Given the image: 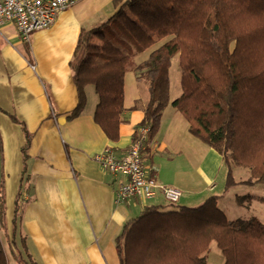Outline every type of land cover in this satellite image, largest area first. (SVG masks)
Returning <instances> with one entry per match:
<instances>
[{
  "label": "trees",
  "instance_id": "16d2710c",
  "mask_svg": "<svg viewBox=\"0 0 264 264\" xmlns=\"http://www.w3.org/2000/svg\"><path fill=\"white\" fill-rule=\"evenodd\" d=\"M111 5L114 12L102 24L80 30L69 60L77 102L67 119L82 112L85 88L92 85L93 120L110 141H118L126 120L127 66L156 39L169 37L134 67L148 90L138 127L149 126L150 139L158 131L169 104L171 58L178 54L181 93L171 105L188 122L189 133L222 157L225 191L264 185V0H112ZM22 128L25 160L30 133ZM231 165L247 167L249 176L236 181ZM220 197L209 195L197 206L145 207L114 238L119 264H209L211 242L222 264H264V224L256 217L229 219L218 206ZM18 198L19 193L15 212ZM3 213L0 196V217ZM22 253L28 260L21 264H28L26 249ZM0 264H8L1 248Z\"/></svg>",
  "mask_w": 264,
  "mask_h": 264
},
{
  "label": "crops",
  "instance_id": "0c3cea01",
  "mask_svg": "<svg viewBox=\"0 0 264 264\" xmlns=\"http://www.w3.org/2000/svg\"><path fill=\"white\" fill-rule=\"evenodd\" d=\"M111 1L73 0L50 26L32 32L28 41L13 23L0 24V196L4 202L0 248L8 264L10 257L18 264L22 258L28 260L24 249L30 256L28 264H119L115 236L127 220L163 198L158 193L148 200L116 202L118 177L95 160L106 147L121 156L133 141L148 101L147 82L138 80L134 70L124 76L126 120L118 141H110L93 120L97 97L91 85L85 88L82 112L67 119L77 102L69 60L80 30L102 24L114 12ZM169 101L158 131L148 137L145 160L157 182L191 194L192 202L200 204L218 187L219 172L226 165L215 150L189 133L188 122ZM22 124L30 133L25 160ZM163 150L164 160L171 163L166 174L161 158H155ZM227 191L223 183L216 194L221 195L218 206L229 219H240L230 217L220 205ZM18 193L20 209L15 212ZM239 198L238 209H252L250 217L264 224V195ZM211 247L212 242L206 252L208 263L222 264L223 255Z\"/></svg>",
  "mask_w": 264,
  "mask_h": 264
},
{
  "label": "built area",
  "instance_id": "2783aa9c",
  "mask_svg": "<svg viewBox=\"0 0 264 264\" xmlns=\"http://www.w3.org/2000/svg\"><path fill=\"white\" fill-rule=\"evenodd\" d=\"M73 0H0V24L13 23L20 37L28 41L32 32L47 28L58 12L69 7ZM149 126H139L136 138L121 156L110 147L95 155L105 170L116 175V202L129 199L148 200L161 193L169 203H176L181 190L156 181L152 168L146 163L144 152L148 144Z\"/></svg>",
  "mask_w": 264,
  "mask_h": 264
},
{
  "label": "rangeland",
  "instance_id": "374dc122",
  "mask_svg": "<svg viewBox=\"0 0 264 264\" xmlns=\"http://www.w3.org/2000/svg\"><path fill=\"white\" fill-rule=\"evenodd\" d=\"M106 28V26H104L103 30ZM169 37H164L161 39H156L155 43L152 44L149 48H147L146 50H144L143 52L135 55L129 62L128 66H127V71L128 74L133 73L134 67H136L141 61L147 59L150 51H152L153 49H155L157 46H159L161 43H163L165 40H167ZM179 58H178V54H175L172 58H171V62H170V67H169V78H170V91H169V100H173L174 98H176L177 96L180 95L181 93V87H180V68H179V64H178ZM92 86V85H91ZM93 87V86H92ZM97 97V95H95ZM92 103V99L90 101V104ZM170 103V101H169ZM164 151V150H163ZM163 156V157H160ZM164 156H165V151L161 154H156L155 158L157 159L158 157L161 158V164H162V168L164 170V173H168V171L170 170V165L171 163H169V161L164 160ZM163 158V159H162ZM232 166V175L233 178L237 181L239 179H246L249 176V169L247 167H243V166H236V165H231ZM234 169V170H233ZM225 177H226V167H223L221 172H219V176H218V187L210 192H208V194L212 193V194H217L219 192V190L222 189V184L225 182ZM236 186V187H235ZM232 189L228 188V191L223 194V200L220 202L221 207H224L226 209V212L228 211V215L230 217H240V219H247L248 217L251 216V214H248V211H252V209H248V210H244L242 209H238V200H237V196L241 197L239 199H250L253 195H257L262 193L264 195V185H259L258 189H249L247 187V185H235ZM237 186H247V187H242L239 188ZM247 189V192L245 191ZM262 191V192H261ZM183 195L180 196V198L178 199V201L176 203H174L173 205H169L170 203L167 202L164 198H160L161 202L160 204H157L160 208L164 209V208H174L175 205H186V206H197L199 205L197 202H192L193 197L191 194L187 193V192H182ZM130 200V199H129ZM195 203V204H194ZM251 208V207H250ZM247 217V218H246ZM239 219V218H236ZM215 250H219L217 249V246L215 245L214 242H212V247ZM10 264H18L16 262L15 259H13V257H10Z\"/></svg>",
  "mask_w": 264,
  "mask_h": 264
},
{
  "label": "bare ground",
  "instance_id": "6f19581e",
  "mask_svg": "<svg viewBox=\"0 0 264 264\" xmlns=\"http://www.w3.org/2000/svg\"><path fill=\"white\" fill-rule=\"evenodd\" d=\"M181 194H182V192H181Z\"/></svg>",
  "mask_w": 264,
  "mask_h": 264
}]
</instances>
